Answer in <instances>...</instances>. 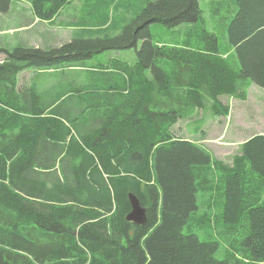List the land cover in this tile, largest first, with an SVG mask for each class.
I'll return each instance as SVG.
<instances>
[{"label":"trees","instance_id":"1","mask_svg":"<svg viewBox=\"0 0 264 264\" xmlns=\"http://www.w3.org/2000/svg\"><path fill=\"white\" fill-rule=\"evenodd\" d=\"M28 1L49 19L65 0ZM155 23L186 27L159 43ZM132 48L134 65L86 66ZM0 55V264H264V135L226 164L171 133L207 98L221 114L220 96L264 88V0H144L115 36Z\"/></svg>","mask_w":264,"mask_h":264},{"label":"rangeland","instance_id":"2","mask_svg":"<svg viewBox=\"0 0 264 264\" xmlns=\"http://www.w3.org/2000/svg\"><path fill=\"white\" fill-rule=\"evenodd\" d=\"M19 4L14 8L13 13H9L6 17V24H10L12 19L15 23H11L5 31L0 30V44L8 42L16 47L50 50L68 43L78 33L82 35L97 33L101 36L119 34L124 24L134 17L140 7H144V0H65L60 16L54 24L44 21L53 19L55 15L49 19H42L34 10V17L30 14L29 8L22 3ZM207 6L206 2L200 1L206 27L211 29L212 15ZM88 17L91 18V22L85 21ZM213 24L215 30L219 31V44L223 45L220 37L223 34L222 24ZM185 27L167 29L155 23L150 26V33L154 41L169 43L180 40L178 30L183 32ZM140 45L139 43L138 49ZM110 58H118L131 65L139 61L136 50L132 48L95 55L86 61V66L89 67L95 65L98 60L106 61ZM1 59L3 55H0ZM31 73L32 69H29L19 74L20 86L27 84V77ZM64 75L70 79L69 82L80 77L74 75L71 70H65ZM213 103V100L207 98L202 113L198 111L187 120L178 121L171 128V133L174 138L201 144L213 157L226 164H231L234 155L239 154L243 142L254 135H264V88L252 85L248 90L246 100L226 95L220 96L216 103L222 109L221 114L213 112ZM225 106L227 111L224 109ZM199 128L201 130L197 132ZM200 239L202 240L201 236ZM222 255L223 251L220 250L217 256L221 259Z\"/></svg>","mask_w":264,"mask_h":264},{"label":"crops","instance_id":"3","mask_svg":"<svg viewBox=\"0 0 264 264\" xmlns=\"http://www.w3.org/2000/svg\"><path fill=\"white\" fill-rule=\"evenodd\" d=\"M19 3H22L24 4L27 8L30 9V14L34 16V8L32 6V4L28 1V0H7L6 2L5 1H2L0 2V20H2V22H0V30L1 31H5V29H8V26L11 25V23H15V20L12 19L10 21V24H6V17L9 13H13L14 11V8L19 4ZM20 5V4H19ZM61 10L62 8L60 9V11L55 15V17L49 21H44V22H48L50 24H54L56 22V19L60 16V13H61ZM35 17V16H34ZM51 21H54V22H51ZM85 21H88V22H91V18L88 17L85 19ZM14 27V26H12ZM15 30V29H14ZM93 36H98L97 33H85V34H80L78 33L77 36H74L72 37L69 42L72 40V39H87V38H92ZM62 46V45H60ZM58 46V47H60ZM0 47L2 48H6V49H10L12 47H16L15 45H10L8 42H4L3 44H0ZM32 74V73H31ZM31 74H29V76L27 77V80L28 78L31 76ZM28 75V74H27ZM185 140V139H184ZM188 141V140H187Z\"/></svg>","mask_w":264,"mask_h":264},{"label":"water","instance_id":"4","mask_svg":"<svg viewBox=\"0 0 264 264\" xmlns=\"http://www.w3.org/2000/svg\"><path fill=\"white\" fill-rule=\"evenodd\" d=\"M128 200L131 209L125 219L137 226L145 225L147 222L146 208L140 204L138 198L132 193L128 195Z\"/></svg>","mask_w":264,"mask_h":264}]
</instances>
